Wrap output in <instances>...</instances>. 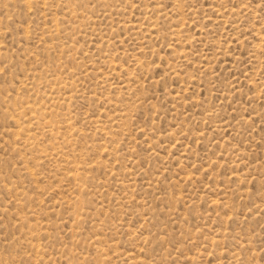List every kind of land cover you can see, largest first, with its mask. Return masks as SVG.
I'll list each match as a JSON object with an SVG mask.
<instances>
[{
	"label": "rangeland",
	"instance_id": "rangeland-1",
	"mask_svg": "<svg viewBox=\"0 0 264 264\" xmlns=\"http://www.w3.org/2000/svg\"><path fill=\"white\" fill-rule=\"evenodd\" d=\"M0 264H264V0H0Z\"/></svg>",
	"mask_w": 264,
	"mask_h": 264
}]
</instances>
